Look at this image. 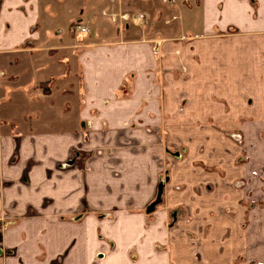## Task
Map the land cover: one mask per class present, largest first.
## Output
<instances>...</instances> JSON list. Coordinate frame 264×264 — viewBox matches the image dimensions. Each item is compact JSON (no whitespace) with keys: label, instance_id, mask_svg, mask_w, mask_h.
<instances>
[{"label":"crops","instance_id":"0c3cea01","mask_svg":"<svg viewBox=\"0 0 264 264\" xmlns=\"http://www.w3.org/2000/svg\"><path fill=\"white\" fill-rule=\"evenodd\" d=\"M0 177L1 208L20 214L69 215L82 197L114 210L90 230L138 244L142 264H264V0H0ZM171 214L166 259L154 248ZM48 222L60 252L64 223ZM82 245L66 264L87 263Z\"/></svg>","mask_w":264,"mask_h":264},{"label":"rangeland","instance_id":"374dc122","mask_svg":"<svg viewBox=\"0 0 264 264\" xmlns=\"http://www.w3.org/2000/svg\"><path fill=\"white\" fill-rule=\"evenodd\" d=\"M177 22L179 23V21H173L172 25L174 26V24H177ZM73 27L74 26H72V28ZM62 28L63 29L61 31H65L67 29L66 26H63ZM56 70L57 68H55L54 71L56 72ZM74 79L76 78L73 77L70 80ZM7 80H10V78H7ZM70 122L66 121L65 125H71ZM93 123V121L86 120V122H84L86 129L88 128V126L91 129ZM168 139L169 138L167 137V135L163 136L162 139L165 140L166 154L173 156L174 153L177 152L178 154L173 156L174 160H184L188 156V147L183 143H169ZM78 152L79 149L75 145V147H73L70 152L71 164L69 163V165L67 166L74 168L73 166H76V164H78ZM109 154L112 156L114 155L113 153ZM89 168L90 167H88L87 170ZM90 170L91 169H89V171ZM24 181L28 183V178L26 177ZM161 184H163L164 188V183L161 182ZM157 190L159 193V188ZM157 190L155 194L157 193ZM198 192L201 193L200 190H198ZM1 198L2 197L0 193V264H66L67 261H73L75 255L74 252L79 245V242H82L84 244L82 246L85 248L84 255L86 256V264H108L109 258L112 254L118 255L121 253L124 256H122L124 260H126V257L130 259L131 264H142L143 255L141 252V246H139L138 244L132 246L130 249H121L117 242L110 236V234L104 231L106 228H103V230L98 229V232L96 233L90 230V228H93L101 221H106L110 224V222L118 220L119 215L115 214L114 210L100 212L95 206L91 204L89 205V203L82 197L80 201L76 203L75 207L71 210L69 215H63L59 217L57 216L53 217L52 219V217L49 216L44 209L39 210L31 207L24 211V213L22 214L17 213L15 211L17 204H15L14 202L12 203V207L4 206L3 208H1ZM159 204L162 205V203ZM159 204L156 205V209L160 208ZM257 204L258 203L256 201L244 202V206H246L247 209L256 207ZM185 208V206L179 208V211L183 216H180L178 220L181 219L188 221L190 219ZM154 211L155 209L152 212H149V214L153 213ZM48 221H53L55 224L57 222L58 224L64 223V232H61V228H58V230L56 229L58 232H53L59 235H61V233L62 235H66L65 239L67 241V247L65 249H61L60 252H55L52 250L54 245L51 244V234H48L45 232V230H42V228L45 227L44 224ZM176 221V218L173 217L172 214L166 217V229L164 233L167 238L162 242L158 241L156 243V246L154 248V254L156 256L165 257L166 259L171 256L172 244L167 240H169V236L173 233L172 231L175 230L174 227L176 225ZM187 221H185L184 223H186ZM30 223H37V230L31 229V227L28 225ZM243 225L245 226L248 235L252 237V234H254V229L250 226L248 218H246ZM84 227H86L85 231H83ZM79 228H81L82 230L79 231ZM177 230L179 231L180 228H178ZM181 232L183 234L185 233L183 230H181ZM198 234L199 233H188L189 238L187 240H190L193 244L198 245V248H201L200 245L202 241L200 238L202 236ZM46 238L50 244L46 241ZM53 241L56 240L53 239ZM94 242H97L99 244L96 249H94ZM85 245L87 247H85ZM89 245L90 247H88ZM55 248L54 250H57V248ZM52 252H54V255H56L54 259L51 258ZM250 253H252V250H250V252L246 255L248 256L250 255Z\"/></svg>","mask_w":264,"mask_h":264},{"label":"built area","instance_id":"2783aa9c","mask_svg":"<svg viewBox=\"0 0 264 264\" xmlns=\"http://www.w3.org/2000/svg\"><path fill=\"white\" fill-rule=\"evenodd\" d=\"M131 18L136 23H141L145 20V16L143 14H134ZM74 30L80 33H88L90 31L80 23L75 24Z\"/></svg>","mask_w":264,"mask_h":264},{"label":"water","instance_id":"95a60500","mask_svg":"<svg viewBox=\"0 0 264 264\" xmlns=\"http://www.w3.org/2000/svg\"><path fill=\"white\" fill-rule=\"evenodd\" d=\"M162 193H163V184H161L159 187V193L157 196V200L149 207L148 212H152L155 209L156 205L161 203Z\"/></svg>","mask_w":264,"mask_h":264}]
</instances>
